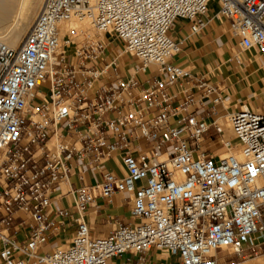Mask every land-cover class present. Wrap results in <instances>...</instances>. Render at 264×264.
<instances>
[{"label":"built area","instance_id":"2783aa9c","mask_svg":"<svg viewBox=\"0 0 264 264\" xmlns=\"http://www.w3.org/2000/svg\"><path fill=\"white\" fill-rule=\"evenodd\" d=\"M210 14L264 63V0H43L17 49L0 39V264H149L152 251L180 264L264 258V111L212 122L190 113L193 90L214 106L223 98L172 62L176 22L197 35ZM71 21L97 34L64 29ZM124 57L139 63L133 73ZM150 66L158 77L141 88ZM118 156L121 175L104 169ZM86 168L100 180L73 189ZM117 194L130 196V223L93 235L85 214ZM72 226L70 242L44 251Z\"/></svg>","mask_w":264,"mask_h":264},{"label":"crops","instance_id":"0c3cea01","mask_svg":"<svg viewBox=\"0 0 264 264\" xmlns=\"http://www.w3.org/2000/svg\"><path fill=\"white\" fill-rule=\"evenodd\" d=\"M210 7L213 10L217 9L216 3H211ZM212 15H209L206 27L197 35L190 34L191 23L188 21L176 22L170 32L173 38L182 41L181 52L172 59V62L190 70L198 80L202 79V82L220 90L224 101V105L214 106L211 98L202 100L203 91L193 90L195 103L190 106L188 111L197 114L208 122L216 119L214 113L224 116L226 112H231L242 106L252 110L264 111L263 61L254 53L241 52L238 40L231 36L228 23L211 19ZM236 56L241 57V62H237ZM120 63L130 73H133L139 65L137 60L131 57L122 58ZM93 66L91 65L89 68ZM156 77H158L156 66H150L146 72L137 73L141 88L147 87V83ZM94 98H96V94L93 92L90 99ZM200 100L203 101V106L198 102ZM178 105L179 102H175L173 107ZM224 119L221 118L219 121L223 127L227 128ZM104 169L121 175L124 170L120 164V156L107 161ZM101 173V171L86 168L82 173L84 179L82 182L79 174L75 172L72 177V188H79L83 186V183L95 184L100 180ZM129 199L128 194H117L106 201L98 200L91 206L85 214L84 220L92 234L95 236L107 235L114 228L130 223ZM66 206V200H58L54 204L55 208ZM74 232V226L67 231L54 230L48 244L44 247V251L46 248L51 250L56 246L70 242ZM148 260L149 264H180L176 257L158 251H152L148 255Z\"/></svg>","mask_w":264,"mask_h":264},{"label":"bare ground","instance_id":"6f19581e","mask_svg":"<svg viewBox=\"0 0 264 264\" xmlns=\"http://www.w3.org/2000/svg\"><path fill=\"white\" fill-rule=\"evenodd\" d=\"M42 3L43 0H0V39L9 47L17 49ZM69 23L62 25L63 28H67ZM244 264H264V259L258 257Z\"/></svg>","mask_w":264,"mask_h":264},{"label":"rangeland","instance_id":"374dc122","mask_svg":"<svg viewBox=\"0 0 264 264\" xmlns=\"http://www.w3.org/2000/svg\"><path fill=\"white\" fill-rule=\"evenodd\" d=\"M42 6V5H41ZM40 6H39V8L37 9V12H36V14H35V16L33 17V20H32V23H31V25H30V27H29V29L27 30V32H26V35L28 34V32H29V30L31 29V27L33 26V24H34V22H35V19H36V17H37V15H38V13H39V11H40ZM72 25H79V23H76L75 21H73V22H70ZM69 23V25H71ZM75 23V24H74ZM65 25V24H64ZM77 25V26H78ZM78 27H81L82 28V31H85V30H88L87 32L92 36V38L97 34V32L93 29V28H91V27H89L88 28V26H87V24L86 23H84V24H82V25H79ZM26 35L24 36V38H23V41H24V39H25V37H26ZM64 35V34H63ZM22 41V42H23ZM223 121H225V119L223 120ZM221 121H219V124H221L220 123ZM227 122H226V126H227ZM45 251H48L47 250V248L45 249ZM238 258H235V260H237Z\"/></svg>","mask_w":264,"mask_h":264}]
</instances>
